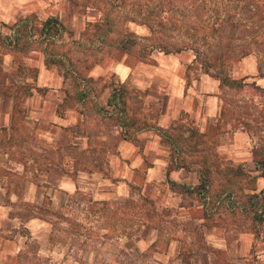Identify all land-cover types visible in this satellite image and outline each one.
<instances>
[{"label":"crops","instance_id":"1","mask_svg":"<svg viewBox=\"0 0 264 264\" xmlns=\"http://www.w3.org/2000/svg\"><path fill=\"white\" fill-rule=\"evenodd\" d=\"M62 1L0 0V26L9 31L8 25L34 12L39 19L58 14L71 34L79 31L81 12L73 11L74 22L68 23ZM84 8L94 15L86 21L98 17L95 9ZM192 57L157 51L142 59L126 51L105 52L82 65L81 73L102 82V104L115 81L127 88H154L146 97L162 104L154 110L146 98L143 119L162 127L176 122L195 127L215 149L216 171L233 166L243 174L240 190L263 196L264 175L253 156L254 146L261 142L252 131V120H247L255 114L240 110L232 120H224L219 80L199 68L194 77L187 69ZM64 82L57 65L46 64L40 49L19 50L0 41V126H7L0 130V159L8 161L0 170V264L15 263L22 229L31 239L44 240L43 234L64 217L51 210L74 204L81 191L124 205L132 197L145 204L141 196H146L155 205L153 211L148 204V215L140 213L134 230L115 234L123 260L111 261L108 252L105 264H264V219L256 233L252 213L221 208L206 216L196 192L168 181L193 185L198 182L197 168L170 167L171 146L153 129H141L133 141L120 137L119 125L104 130L101 114L88 117L80 102L56 113L68 96ZM261 100L251 104L255 108ZM16 145L23 149L20 155L12 151ZM82 150H92L97 157L82 161Z\"/></svg>","mask_w":264,"mask_h":264},{"label":"trees","instance_id":"2","mask_svg":"<svg viewBox=\"0 0 264 264\" xmlns=\"http://www.w3.org/2000/svg\"><path fill=\"white\" fill-rule=\"evenodd\" d=\"M84 7L93 8L98 17L87 20L80 37L69 36L65 24L58 14H50L39 19L36 13H28L12 24L8 25L9 31H4L0 26V41L11 48L28 50L38 48L43 52L46 64L54 63L64 77L69 78L72 90L67 89V98L72 102H86L94 100L98 113L110 118L120 126L121 136L125 139L136 141V133L141 129H153L168 143L172 149L171 166L186 165L180 160L181 144L177 142V136L188 137L203 136L195 127L184 126L181 122L172 123L168 127H162L148 121H139L138 118L128 114L127 86L120 82L112 83L111 90L106 98L105 104L96 99V80L91 76L81 73V66L94 62L100 53H111L114 51H126L145 59L154 51L176 52L181 49L190 48L195 52V59L201 63L202 71L207 72L220 80V85L242 89L252 86L264 94V86L256 84L254 80L247 81L245 77L235 78L229 73V66L236 60L249 53L258 55L257 75L264 76V38L255 36L264 35V0H242L233 1L229 7L225 0H200L197 8L205 7L209 15V31L199 36L187 38L183 42H174L164 38L165 28L171 25L184 24V29L191 27L192 23L185 18L172 16V11L165 14L162 8L157 10L145 8L140 5L134 8V12L125 11L115 13L113 6H121L124 0H73ZM196 3V1H195ZM106 5V6H105ZM208 6V8H207ZM214 8V10H211ZM199 14L203 12L198 11ZM127 21H136L148 26L150 33L141 35L125 26ZM191 33V32H190ZM189 33V35H190ZM196 33V32H195ZM243 37L242 40L234 42V35ZM199 35V34H196ZM249 37H252L248 39ZM68 38V39H67ZM70 42V44H68ZM83 58H80V54ZM82 60V62H81ZM7 126H0V130H6ZM178 129L176 134L173 132ZM187 132V133H186ZM216 156V152L213 151ZM257 154H261L257 158ZM254 161L264 175V150L262 144L253 148ZM206 158L202 161L198 170V182L193 185L176 183L168 178L171 186L179 184L181 188L194 191L202 201L206 216H211L217 211L218 204L212 202L210 186L212 183L211 169L205 165ZM233 190L227 188L216 198L226 196L231 199ZM245 201H229L227 207L234 209L238 206L241 211L252 212V223L256 233L259 232L264 219V195L260 192L249 193ZM143 203L150 204L153 211L155 205L152 199L141 196ZM57 217L63 216L59 210H51ZM31 253L40 258L37 247L32 246ZM26 252H17V257L26 256Z\"/></svg>","mask_w":264,"mask_h":264},{"label":"rangeland","instance_id":"3","mask_svg":"<svg viewBox=\"0 0 264 264\" xmlns=\"http://www.w3.org/2000/svg\"><path fill=\"white\" fill-rule=\"evenodd\" d=\"M124 1L125 3L121 6L114 5L112 7L115 13H123L125 11L131 13L134 12V8H137L140 5H144L145 8L149 6V9L153 10H157V7L162 8L165 14L172 11L173 17H183L186 21H188V23H192V26H188L187 29H184V24L182 26L179 25L180 27L171 25L170 27L165 28V33L163 36L166 40H172L179 43L183 42V40H187V38L192 39L195 36H199L198 40H203L202 34L206 33L207 29L209 31V11H207L204 6L201 8H197L196 4L200 0ZM233 1L242 0H225L229 7H231L230 4ZM61 3L63 5L62 7L65 9V20L68 21V23L72 21L74 22L72 18L73 11L76 12L78 9L81 12V17L79 19L81 29L79 31L72 32L69 38L80 37L81 31L85 27L86 19L92 18L94 16L92 14V11H85L86 9L83 5L71 0H63ZM211 10H214V8H212ZM198 11L203 12L202 16L198 13ZM74 19L76 21V17H74ZM125 26L141 35H147L150 33L147 25L137 23L136 21H127L125 23ZM232 38L234 42L243 39V37L236 34ZM250 38L252 37H249L248 39ZM255 38L263 39L264 35L255 36ZM68 44H70V42ZM172 53L190 56L193 55L192 61L188 64L187 69L192 72V75L194 77L197 75L196 68H199L200 71H202L201 63L199 60L195 59V52L192 49L185 48ZM79 54L80 58H83L84 55L81 53ZM257 64L258 55L256 53H249L236 60H233L229 66V73L235 78L245 77L244 79L247 81H252V79H255L257 84L264 85V77L255 75V72H257ZM217 79L219 80V78ZM64 86L66 87V89H73L71 80L69 78L65 80ZM95 87L97 94L96 99L101 103L106 95V93L104 92L105 88L102 82L98 80L95 82ZM219 87V94L221 95L223 100L222 115L225 118L224 120H232V117L239 113L240 110L251 112L250 114H255V116L251 115V119L248 117L247 120H252L250 126L252 128V131L255 132V135H257L258 140H260V144H262L264 150V101L261 100V104H258V106L255 108L253 104H251L253 103V100L259 101V99L261 98H263L264 100V94L256 90L252 86H246L242 89H236L227 85L221 86L219 83ZM153 92L154 88L148 86L142 87L140 89H136L131 85L128 86V114L130 116L138 118L139 121H145L146 119H143V117L146 116V104L144 103L145 99L148 98L147 101H149V103L151 102V105H154L152 107V109L154 108V110L158 108V105L162 104V100L152 99L151 96L146 97L148 93L152 94ZM253 96L254 99L249 101V99ZM69 101H71V99L67 98V100L65 99L64 101L59 103L56 108V113H62L66 109L68 105L67 103ZM79 106L90 118L95 116V112H97L96 106L94 105V100L92 99L87 100L86 102H80ZM154 110L151 112H155ZM245 117L247 116L245 115ZM101 119H103L104 122V130H112L114 127H118V125L115 124L110 118L106 117L104 119V116L101 115ZM16 120H20L19 114H17ZM173 132L176 134L179 131L178 129H176ZM119 135L120 137H122L121 128L119 131ZM111 142L115 143L113 139ZM177 142L182 146L180 151V160L184 162L186 166L192 167L193 169L198 168L204 158H206L205 165H209L211 169L210 173L212 176L210 194L212 196V202H216L218 204L217 210L221 208L230 210V208L227 207L229 201L235 200L237 202H241L246 200V196L249 193H245L240 190V182L243 174L237 172L236 168L230 165L224 168V172H217L216 170H218L219 166L218 157L213 154V151L215 152V149L210 142L206 141L204 136L197 135L193 136L190 139L188 137H185L184 135L183 137L177 136ZM22 150L21 147H17V145L16 147H14V149H12L13 152L18 153L19 155L21 154L20 152ZM85 150L81 151V155L79 156L80 160L91 161L95 159V157H97L95 153H91L92 150H88L90 151L89 154L88 152L86 153ZM260 155L261 154H257V158ZM40 159L44 160V158ZM7 163L8 161L6 160V158L2 157V159H0V170H2L4 166L7 165ZM212 170L215 171L213 172V174ZM245 182L249 183L251 182V179H247V181ZM227 188H231L233 190L231 199H227L226 196L216 198L218 194H221L223 190ZM72 201H75V203L72 205L67 204L66 206H63L61 208V211L64 215L63 218L68 217L71 220H65V222H62L64 220L63 218H60V223H56L54 228H51L48 232H45L43 234L44 240L42 239V236H39L36 240L31 239L29 237L30 234L26 232L25 229H22L23 235L18 241L17 247L18 250L20 249L21 252L25 251L27 254L26 256H19L16 259L14 257V264H105L106 261H109L105 258V255L108 252H111V261L123 260V257L119 253L122 243L117 241L118 239L115 238V234L121 233L122 230H134L139 221L138 218L140 217L138 216H140V213L147 212L146 214H149L148 204H141L140 197H132L127 200L126 204L124 205L123 203H120V201L113 198H96L88 192L81 191ZM18 204V207L21 209L22 204ZM23 207L25 206L23 205ZM236 208L237 210H240L238 206L234 207V209ZM243 213L252 212L244 211ZM57 227L60 231L57 230ZM72 231H74L75 233L74 236L71 234L73 233ZM32 246L37 247V252L41 255L40 258H37L36 253H31ZM89 249H91L92 251L91 254L89 252Z\"/></svg>","mask_w":264,"mask_h":264}]
</instances>
